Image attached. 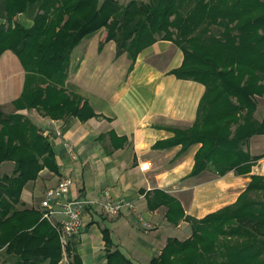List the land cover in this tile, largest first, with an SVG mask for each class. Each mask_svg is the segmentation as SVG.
<instances>
[{"label": "trees", "instance_id": "obj_1", "mask_svg": "<svg viewBox=\"0 0 264 264\" xmlns=\"http://www.w3.org/2000/svg\"><path fill=\"white\" fill-rule=\"evenodd\" d=\"M17 13H25L32 25L18 22ZM0 18V54L12 50L25 70L13 110L0 107V165L13 164L0 176V252L12 257L10 264H58L64 252L69 264H82L74 242L63 251L42 211L20 198L41 169L57 172L58 166L48 137L18 110L35 108L50 118L94 115L86 99L67 90L65 80L72 49L95 33L99 47L113 40L116 55L126 52L128 71L158 36L182 49L181 64L170 72L205 86L192 125L173 131L200 142L190 174L207 167L219 174L247 173L258 158L243 144L264 133V117H254L257 97L264 96V0H0ZM154 193L165 197L166 217L176 223L183 215L178 200L161 190ZM186 218L191 235L168 238L149 264H264V175L252 174L234 203ZM103 236L106 264H134L111 250L106 230Z\"/></svg>", "mask_w": 264, "mask_h": 264}, {"label": "crops", "instance_id": "obj_2", "mask_svg": "<svg viewBox=\"0 0 264 264\" xmlns=\"http://www.w3.org/2000/svg\"><path fill=\"white\" fill-rule=\"evenodd\" d=\"M15 19L25 27L32 25L25 13L15 14ZM99 42L100 33H95L72 49L65 80L67 90L86 99L94 115L84 120L75 115L50 118L35 108L18 110L47 133L58 166L57 172L41 169L25 185L21 199L38 207L44 190L69 175L72 183L66 196L90 201L82 212L79 233L70 239L82 264H106L104 230L111 250L118 249L134 264H149L168 238L183 240L191 235L186 217L199 219L234 203L252 174L264 175V133L250 136L243 144L250 155L258 156L249 172L229 169L219 174L207 167L190 174L200 142L182 151L180 144L158 143L173 133L170 126L192 125L205 90L203 83L170 72L181 64L182 49L158 36L137 54L128 71L126 52L116 55L113 40L101 47ZM24 79L18 56L4 50L0 54L2 109L13 108L11 103L21 94ZM64 140L75 146V159L67 155ZM145 163L149 167L142 169ZM107 188L113 197L132 201L134 208L115 217L104 213L100 202ZM155 190L178 200L183 215L176 223L167 219L165 197L155 195ZM143 221L154 227L146 229ZM67 257L64 252L58 264H64V259L69 264Z\"/></svg>", "mask_w": 264, "mask_h": 264}, {"label": "built area", "instance_id": "obj_3", "mask_svg": "<svg viewBox=\"0 0 264 264\" xmlns=\"http://www.w3.org/2000/svg\"><path fill=\"white\" fill-rule=\"evenodd\" d=\"M57 134H61L57 130ZM64 147L67 155L71 159L77 157L75 146L68 140H64ZM149 167V163L141 166L142 169ZM72 179L69 175H63L58 181L44 190L40 200L41 218L49 220L56 228L59 241L64 247L71 237L77 235L82 226V212L89 204V200L84 197H67ZM103 200L100 202L104 213L111 217L119 215L124 209H133L132 201L122 198H115L109 188L103 191ZM146 229H151L154 224L149 221H143Z\"/></svg>", "mask_w": 264, "mask_h": 264}, {"label": "rangeland", "instance_id": "obj_4", "mask_svg": "<svg viewBox=\"0 0 264 264\" xmlns=\"http://www.w3.org/2000/svg\"><path fill=\"white\" fill-rule=\"evenodd\" d=\"M119 2H121V3H126L127 1H129V0H118ZM263 97L264 96H258L257 97V104H256V108H255V111H254V117L256 118V119H258V120H261L263 117H264V99H263ZM4 111H6V112H9V111H12L13 110V108L10 106L9 108H7V109H3ZM20 110V109H19ZM29 118V117H28ZM30 119V118H29ZM31 120V119H30ZM32 121V120H31ZM33 122V121H32ZM34 123V122H33ZM36 124V123H35ZM37 125V124H36ZM38 126V125H37ZM38 128H39V130H40V132L43 134V135H46L47 136V133L44 131V130H42L39 126H38ZM184 128H187V127H184ZM184 128H182V127H177V126H170L169 127V129H171V131L173 132L174 131V129H177V130H181V129H184ZM233 129V128H232ZM182 137V136H181ZM187 134L185 133V135H183V137L180 139V136L179 137H177V136H175V134H174V132L170 135V136H168V137H166V138H164V139H161V140H159L158 141V143L160 144V145H164V146H173V145H175V144H180L181 146H180V150H181V148H183V149H185L186 147L184 146L183 147V144H185V143H189V142H193V143H195V142H197L198 140H195V139H192V138H190L189 140H187ZM248 139H246L245 141H244V143L247 141ZM12 162H5L4 164H1L0 165V176L3 174V173H10L11 172V169H12ZM193 166H194V164H193ZM193 166H192V168H193ZM49 170V169H48ZM51 171V170H50ZM31 181H34V180H31ZM29 182V181H28ZM27 182V183H28ZM26 183V184H27ZM25 184V185H26ZM252 196H254V193H250ZM21 198V197H20ZM22 200V199H21ZM25 203V202H24ZM25 205L27 206V204L25 203ZM18 207H22L21 205H18ZM37 208H39L40 209V211H41V208H40V205L37 207ZM46 219V218H45ZM49 221V220H48ZM50 222V221H49ZM51 223V222H50ZM52 224V223H51ZM52 226L55 228V226L52 224ZM55 230H56V228H55ZM61 248L63 249V251H64V248L61 246ZM66 255V254H65ZM68 258V257H67ZM11 261H12V257L11 256H9V255H7V254H4V253H1L0 252V264H10L11 263ZM63 263L64 264H68V259H64V261H63Z\"/></svg>", "mask_w": 264, "mask_h": 264}]
</instances>
